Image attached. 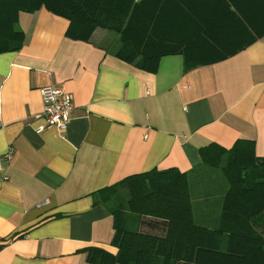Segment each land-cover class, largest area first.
I'll use <instances>...</instances> for the list:
<instances>
[{
    "label": "crops",
    "instance_id": "0c3cea01",
    "mask_svg": "<svg viewBox=\"0 0 264 264\" xmlns=\"http://www.w3.org/2000/svg\"><path fill=\"white\" fill-rule=\"evenodd\" d=\"M247 6L165 0L153 12L173 16L188 45L202 47L198 61L210 63L187 71L182 54L162 56L154 72L130 64L107 28L89 41L69 37L70 21L46 6L19 13L24 43L0 52V238L10 239L0 264H91L89 246L116 253L114 217L94 193L152 169L188 172L194 220L218 224L221 184L199 149L248 139L264 157V9ZM237 9L249 24L236 20ZM46 85L73 96L66 130L37 132ZM166 233L167 221L152 217V235ZM194 241L152 254L202 256ZM200 258L180 264H208Z\"/></svg>",
    "mask_w": 264,
    "mask_h": 264
},
{
    "label": "trees",
    "instance_id": "16d2710c",
    "mask_svg": "<svg viewBox=\"0 0 264 264\" xmlns=\"http://www.w3.org/2000/svg\"><path fill=\"white\" fill-rule=\"evenodd\" d=\"M164 1L0 0V52L19 50L24 43L19 13L46 6L70 21L67 34L74 39L89 41L97 28L109 29L119 42L114 53L141 69L154 72L162 56L173 54L184 55L186 71L210 63L198 61L202 47L188 45L190 38L184 40L180 25L172 22L173 16L153 13ZM240 1L250 5L247 8L264 9V0ZM236 15V20L249 24L243 10L237 9ZM239 49L223 52L214 60ZM254 146V141L240 139L231 149L218 143L199 149L202 165L221 167L230 183L214 226L194 220L189 174L177 168L133 174L94 193L95 203L104 204L114 217L111 244L118 251L89 246L88 262L180 264L201 257L208 264H264V157L255 154ZM152 217L167 221L164 238L152 235ZM185 236L196 238L193 245L203 250L202 256L177 254L175 247L173 253L170 249L168 254H152L177 246ZM9 241L0 238V248Z\"/></svg>",
    "mask_w": 264,
    "mask_h": 264
},
{
    "label": "built area",
    "instance_id": "2783aa9c",
    "mask_svg": "<svg viewBox=\"0 0 264 264\" xmlns=\"http://www.w3.org/2000/svg\"><path fill=\"white\" fill-rule=\"evenodd\" d=\"M43 111L41 118L44 123L37 127V132L41 133L49 127H56L60 130H66L71 113L74 109L73 96L55 85H46L41 88ZM11 153L7 154V158L11 159ZM3 165L0 163V171ZM49 200H46L47 203Z\"/></svg>",
    "mask_w": 264,
    "mask_h": 264
},
{
    "label": "rangeland",
    "instance_id": "374dc122",
    "mask_svg": "<svg viewBox=\"0 0 264 264\" xmlns=\"http://www.w3.org/2000/svg\"><path fill=\"white\" fill-rule=\"evenodd\" d=\"M114 33L112 32V35ZM110 35H111V32H110ZM115 36V35H113ZM112 37V36H111ZM207 169V176H212L215 178V180H218V183L221 184V197L223 198L225 192L229 189L230 187V183H229V180L228 178L226 177V175L224 174L222 168H212V167H208V166H205ZM221 181V183H220Z\"/></svg>",
    "mask_w": 264,
    "mask_h": 264
}]
</instances>
